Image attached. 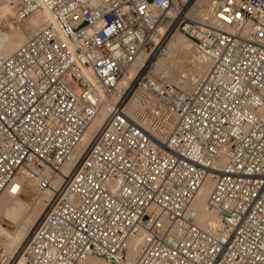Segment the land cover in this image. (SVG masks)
I'll return each instance as SVG.
<instances>
[{"label": "built area", "instance_id": "1", "mask_svg": "<svg viewBox=\"0 0 264 264\" xmlns=\"http://www.w3.org/2000/svg\"><path fill=\"white\" fill-rule=\"evenodd\" d=\"M35 11L0 56V194L50 192L20 257L264 264V0H16ZM175 33L207 60L188 90L153 74ZM204 187L216 230L193 208Z\"/></svg>", "mask_w": 264, "mask_h": 264}, {"label": "bare ground", "instance_id": "2", "mask_svg": "<svg viewBox=\"0 0 264 264\" xmlns=\"http://www.w3.org/2000/svg\"><path fill=\"white\" fill-rule=\"evenodd\" d=\"M15 2H16V0H15ZM35 12L37 13V11H35ZM39 12H42V14H44V19L42 21V23H43L45 18L47 17V13L45 11H39ZM33 14H35V13H33ZM29 16L30 17H28V20H29V18L32 19V22L30 23V25L35 26L34 30H36L42 24V23L41 24L39 23L41 16H39V14H36V15L30 14ZM13 23L15 24V22H13ZM15 25L17 26V24H15ZM24 28L25 27L23 26V29ZM28 30H26V31H28ZM30 34H28V36ZM178 35H181V34H178ZM28 36H26L25 38H23V37L22 38L12 37L9 41L12 43L11 46L7 47V49L4 50V52L0 56L9 55ZM21 39H22V41H21ZM17 42H19V43H17ZM172 55H173V57H171ZM172 58H176V61H175V59H172ZM187 59H190L192 61L193 65H195V66L198 65L200 67V69H203L206 67L207 60H206L205 56L197 51L196 47L194 46L193 42L190 39H188L184 35L173 36L169 40L167 54L158 60V62L155 65V68L153 70V74L158 75L162 70H164V73L167 76L168 80L173 82L179 88H181L183 90H188L195 83V81L198 78V75L194 73L190 64H189L190 68H185L188 65V64L186 65V62H185ZM184 65H186V66L184 67ZM133 70L134 69H132V72H133ZM189 86H191V87H189ZM107 112L108 111L106 108H102V110L99 112V114L93 119V121L91 122V124L86 129V131L83 135V139H82L81 144L72 153L69 160L64 164V166H63L64 172L68 171V169L70 168V166L72 165L74 160L80 154L81 150L89 142L92 134L98 128L101 121L106 116ZM208 190H209V187H204L203 189L200 190V192L198 193V195L196 196V198L193 202V208L194 209L195 208H201V211L199 212V217L201 216L203 219L205 218V215L208 217V219H207L208 225H203V224H200L198 222L201 226L206 227V228H210L212 230H216L218 228L217 226L220 223L219 217L214 212L209 211L205 207V198L207 196ZM49 197H50V192L46 191L43 193V192L37 191L34 181H27L24 184V186L22 187L21 192L18 195L13 196V195H10V194L5 193V192L0 194V245L5 248L4 252L6 254V256L3 257L2 260H0V264H5L8 260H10L13 257L14 253L9 254V255H7V254L15 247V244H16L15 235H16V233H19V230H20L19 228L21 227V225H23L24 223L31 222L32 218L28 215L32 214V212L36 213L39 210H41L45 201L48 200ZM195 211H196V209H195ZM19 213L22 214V216L20 215V217H18L17 220L13 219L15 221L13 222L12 225H9V223H7V222L12 221V220L10 221L9 218L10 219L13 217L15 218L17 215H19ZM4 220H6V222H3ZM23 240L21 242H23ZM139 241H140L139 238H135L134 240H132V242L130 243V249H129L128 254H127L128 257H132L134 255V253L136 252L137 247L139 245ZM21 244L22 243H20L19 245H21ZM7 256H9V257L7 258ZM101 263L112 264L110 262H107V261L101 260V259H99V260L98 259H89V261H88V264H101ZM14 264H28V263L21 256L16 260V262H14Z\"/></svg>", "mask_w": 264, "mask_h": 264}, {"label": "rangeland", "instance_id": "3", "mask_svg": "<svg viewBox=\"0 0 264 264\" xmlns=\"http://www.w3.org/2000/svg\"><path fill=\"white\" fill-rule=\"evenodd\" d=\"M33 13H35V14H33ZM30 14H32V15L39 14V16H41L39 23L40 24L42 23V21L44 19V14H42V12L37 11V13L32 12ZM30 14H28L24 17H19L16 14V2H15V0H0V35H1L0 36V55L4 52V50L7 49V47L11 46L12 43L9 41L12 37H19V38L23 37V38H25L26 36H28V34H30L35 29V26L30 25V23L32 22V19L29 18V20H28V17H30L29 16ZM13 22H15V24H17V26ZM23 26L25 27L24 29H23ZM26 30H28V31H26ZM178 34L179 33H175L174 36H181ZM21 41H22V39H21ZM17 43H19V42H17ZM167 52H168V50H167ZM171 57H173V55ZM172 59H175V61H176V58H172ZM187 60L185 62H186V65L187 64L188 65L187 66L184 65V67L186 66L185 68H190L192 61L190 59H187ZM189 87H191V86H189ZM43 207H44V205L42 206L41 210H39L38 212H36V213L32 212V214H29L28 216H30L32 218L31 222L24 223L23 225H21V227L19 228L20 229L19 233H16V235H15V237H16L15 238V240H16L15 247L7 254V255H9V254L14 253L13 254V260H12L13 264L20 257V253L18 251V248L20 247L19 244L22 243L21 241L26 237L27 233L30 231V229L34 225V223H36V220L39 218V216L43 212V209H44ZM195 209H196V213H197V222H199L200 224H203V225H208L207 224L208 217L206 215H205L204 219L201 216L199 217V212L201 211V208H195ZM20 215L22 216V214L19 213V215H17L15 218L14 217L11 219L9 218V220L10 221L12 220V221L7 222V223H9V225H12L13 222L15 220H17L18 217H20ZM13 219H15V220H13ZM3 222H6V220H4ZM4 249L5 248L0 245V253H2V255H0V260H2L3 257L6 256ZM8 257L9 256H7V258ZM101 264H103V263H101ZM104 264H109V263H104Z\"/></svg>", "mask_w": 264, "mask_h": 264}]
</instances>
